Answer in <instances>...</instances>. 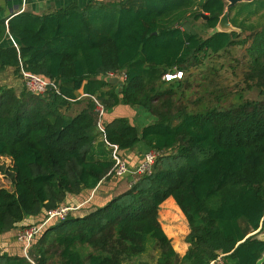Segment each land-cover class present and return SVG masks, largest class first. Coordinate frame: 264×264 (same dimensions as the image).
<instances>
[{
    "label": "trees",
    "instance_id": "16d2710c",
    "mask_svg": "<svg viewBox=\"0 0 264 264\" xmlns=\"http://www.w3.org/2000/svg\"><path fill=\"white\" fill-rule=\"evenodd\" d=\"M254 1L263 3L246 15L248 2L230 8L240 9L232 31L217 29L227 0H93L0 18V72L13 67L22 77L24 69L57 86L35 94L0 85V159H11L13 183L0 188V235L113 176V158L91 154L99 135L120 152L142 143L159 152L126 191L84 216L48 223L30 251L36 263L4 254L0 264H48L49 239L61 247L58 264H148L142 256L150 249L159 250L155 264H209L220 254L227 264H264L256 232L264 223V99L163 110L182 84L174 78L164 88L166 73L184 74L249 39L251 74L264 78V0ZM197 21L207 35L188 26ZM111 73L126 75L122 85ZM94 98L107 111L128 104L153 119L141 126L116 117L102 132ZM75 104L83 108L72 115ZM170 196L190 227L183 256L158 219Z\"/></svg>",
    "mask_w": 264,
    "mask_h": 264
},
{
    "label": "rangeland",
    "instance_id": "374dc122",
    "mask_svg": "<svg viewBox=\"0 0 264 264\" xmlns=\"http://www.w3.org/2000/svg\"><path fill=\"white\" fill-rule=\"evenodd\" d=\"M262 3L263 2L259 1L248 2L244 3L242 7L247 8L249 11V9L252 10V8H255L258 4ZM3 10L4 9L2 8L0 11ZM188 26L192 27L203 36L207 35L201 29L202 26L200 21L191 22ZM249 33V30L243 31L241 33V39L248 37ZM250 42L251 40L249 39V42L245 45H233L218 54H213L202 64L191 67L190 70L185 71L181 77L176 78L181 80L182 84L176 87V93L172 96L170 104L164 106L163 110H166L168 107L173 110L186 107L190 111H198L208 107L227 109L245 100H263L264 78L260 79L257 76L253 77L249 68L250 60L247 54V47L250 45ZM115 76H118L124 81L121 73L116 74ZM172 81L164 84V88H169ZM0 85L13 87L17 93H20L26 88L23 79L20 76H17L12 68L0 72ZM98 102L102 103L100 101ZM158 103L159 102H157L156 105ZM134 107L137 108L138 106ZM106 111L107 109L105 108V113L102 116V124H100L101 126L105 123L104 116ZM67 112L72 114L74 113V110L71 109ZM143 157H141V159H143ZM10 160L7 158L0 159V188L5 187L13 189L11 175L6 169L11 165ZM136 165H130L131 169H135ZM139 176L140 175L133 172L121 179H115L111 176L104 181L102 189H100V195L105 196L111 193L110 196L112 198L129 189L131 184L134 183ZM62 205L71 207V210L69 211L70 214L79 215L78 207L75 208L66 203ZM45 215L46 212L35 218H27L19 223L18 227L13 231L0 235V255H18L25 257L28 260L31 259L32 261H35L34 256L30 254V251L41 241L45 226L51 221L57 220L56 218H53L43 225L48 217V215L47 217ZM39 227L41 229L33 235L29 242H22V240L19 239V235L26 230ZM45 246L48 250V264H58L60 261L61 247L53 242L52 239H49L45 243ZM158 251L159 250L157 249H150L149 252L142 256V260L146 261L148 264H155V256Z\"/></svg>",
    "mask_w": 264,
    "mask_h": 264
},
{
    "label": "crops",
    "instance_id": "0c3cea01",
    "mask_svg": "<svg viewBox=\"0 0 264 264\" xmlns=\"http://www.w3.org/2000/svg\"><path fill=\"white\" fill-rule=\"evenodd\" d=\"M93 0H0V5L4 9L3 11H0V18L6 17L9 14H12L14 12H20L22 11V4H25L24 10H31L35 13H45L52 11L60 6H66L70 4L71 2H78L81 5H85L88 2ZM109 1V0H104ZM112 1V0H111ZM254 8H252L253 10ZM23 10V11H24ZM238 7L232 11L230 14V19L239 11ZM245 15L249 12H251V9L249 11L245 10ZM264 13V9L259 12L258 15H261ZM252 20H256L255 18H252ZM10 39L15 44L16 41L13 39L12 36H10ZM17 45V43L15 44ZM13 69V67H8L4 71L8 69ZM3 72V71H1ZM114 77V76H113ZM22 78V77H21ZM111 78V77H110ZM80 93L84 95L83 89L81 88ZM83 108V104H75L71 108L74 110V113L72 115H75ZM71 114V113H70ZM125 116L130 119V121L134 124H139L143 126L144 124H147L150 122L153 117L149 115V113L145 110H141L139 108L133 107L128 104H119L112 108L110 111H106V114L104 116L105 123L113 120L116 117ZM100 131L103 132V129L99 126ZM104 136L99 135L98 138L93 142V148L91 151V154L95 158H111L113 155L114 147L111 146L108 142H105ZM108 151H105V150ZM148 151V148L145 144H138L133 149H127L122 150L120 153L121 155L130 163V165L134 166L140 163L142 160L141 157H143V154ZM10 160V158H7ZM11 161V160H10ZM111 173V171H110ZM115 179L114 175L112 176ZM107 178H104L100 181V183L93 189H85L79 194H69L65 200V203L68 205H71L73 207H78L79 209V215L76 216H84L85 214L92 211L94 208L101 206L108 202L111 199V193L105 196L100 195V189H102V185L104 184V181ZM88 192V193H86ZM158 219L160 221V224L162 228L164 229L167 236L171 239L174 249L177 251V253L180 256L185 255L189 248V243L186 241V236L190 232V227L188 224V220L181 210V208L176 203L175 199L170 196L168 197L162 204L159 210V216ZM257 236L260 239L264 240V223L262 222L259 226V228L256 230ZM7 234V233H5ZM264 259V254L263 258Z\"/></svg>",
    "mask_w": 264,
    "mask_h": 264
},
{
    "label": "built area",
    "instance_id": "2783aa9c",
    "mask_svg": "<svg viewBox=\"0 0 264 264\" xmlns=\"http://www.w3.org/2000/svg\"><path fill=\"white\" fill-rule=\"evenodd\" d=\"M24 8H25V4H22V8H21L22 11L24 10ZM21 75L26 88L35 94H42L46 92L50 87L57 89V86L54 81H51L50 79L42 75L33 74L25 71L24 69L21 70ZM115 75L116 74L111 73L109 77H113ZM182 75H183L182 71H177L175 73H166L163 78L167 81H170L174 78L181 77ZM122 79L123 80L126 79L125 74H122ZM95 101H96V110L100 115L99 126L103 129V126H101L100 124H102V116L105 113V108L104 105L102 103H99L97 99H95ZM111 146L114 147V151L112 155V158L114 160V165L111 172H113V175L119 179L123 178L124 176L132 172L138 175L150 173L152 171L154 163L156 162V159L159 156L158 151L150 150L144 154L143 159L140 161L138 165L135 166V169H131L129 162L121 155L118 146L117 145H111ZM70 210H71L70 206L61 205L58 208L49 211L47 220L46 222L43 223V225H45L47 221L53 218L64 219ZM40 229L41 228L39 227L36 229L26 230L25 232L19 235V239L22 240V242H29L30 239L33 237V235L36 232H38ZM209 264H227V263L224 260L223 254H220L215 259L211 260Z\"/></svg>",
    "mask_w": 264,
    "mask_h": 264
},
{
    "label": "water",
    "instance_id": "95a60500",
    "mask_svg": "<svg viewBox=\"0 0 264 264\" xmlns=\"http://www.w3.org/2000/svg\"><path fill=\"white\" fill-rule=\"evenodd\" d=\"M250 1H253V0H227L228 3L226 6V9L220 17V20H219L218 25H217V29L221 30V31H232V30L238 29L230 21V8L241 3V2H250ZM204 17L207 18L208 15H205ZM109 80L112 84L122 85V83H123V81L118 76L111 77ZM121 89L122 88L120 87L119 90H121ZM262 260H264V259H262Z\"/></svg>",
    "mask_w": 264,
    "mask_h": 264
}]
</instances>
